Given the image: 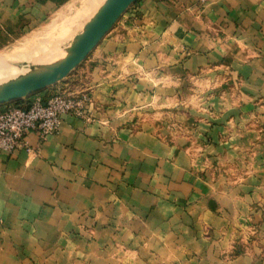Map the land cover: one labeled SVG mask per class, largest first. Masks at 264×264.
Returning <instances> with one entry per match:
<instances>
[{
	"label": "crops",
	"instance_id": "crops-1",
	"mask_svg": "<svg viewBox=\"0 0 264 264\" xmlns=\"http://www.w3.org/2000/svg\"><path fill=\"white\" fill-rule=\"evenodd\" d=\"M103 1L0 0V60L44 63ZM45 91L87 120L0 154V264H264V0H139Z\"/></svg>",
	"mask_w": 264,
	"mask_h": 264
},
{
	"label": "water",
	"instance_id": "water-1",
	"mask_svg": "<svg viewBox=\"0 0 264 264\" xmlns=\"http://www.w3.org/2000/svg\"><path fill=\"white\" fill-rule=\"evenodd\" d=\"M139 0H104L59 54L47 63L16 65L0 80V107L32 97L68 78L101 43L122 15Z\"/></svg>",
	"mask_w": 264,
	"mask_h": 264
},
{
	"label": "built area",
	"instance_id": "built-area-1",
	"mask_svg": "<svg viewBox=\"0 0 264 264\" xmlns=\"http://www.w3.org/2000/svg\"><path fill=\"white\" fill-rule=\"evenodd\" d=\"M211 0H198L199 10L205 9ZM89 100L86 96L56 92L46 101H33L27 109L4 106L0 111V154L9 155L27 147L26 135L37 133L44 141L59 131L61 118L72 115L86 118Z\"/></svg>",
	"mask_w": 264,
	"mask_h": 264
},
{
	"label": "rangeland",
	"instance_id": "rangeland-1",
	"mask_svg": "<svg viewBox=\"0 0 264 264\" xmlns=\"http://www.w3.org/2000/svg\"><path fill=\"white\" fill-rule=\"evenodd\" d=\"M100 5H101V2L99 4H97L96 6L93 5L92 9H91V7H88L85 4L81 5L82 7L79 9V13H78V15L81 16L80 17V27L75 30V33H79L80 32L81 27H82L81 25H83L93 15V13H95V11L97 10V8ZM69 41H67L63 46H65ZM57 54H59V51H54V52L49 53L46 56V58L43 60L44 63L50 62L52 60V57L54 55H57ZM3 60H4L3 62H5V64H6V66H3L2 65L3 62H2V60H0V64H1V67H0V80L5 79L9 75L16 74V72H17V70L14 68V66H16V64H13V63L10 62L11 57H8L7 55H4Z\"/></svg>",
	"mask_w": 264,
	"mask_h": 264
},
{
	"label": "trees",
	"instance_id": "trees-1",
	"mask_svg": "<svg viewBox=\"0 0 264 264\" xmlns=\"http://www.w3.org/2000/svg\"><path fill=\"white\" fill-rule=\"evenodd\" d=\"M46 92H47V91L43 92L42 94H43V95H46ZM53 94H54V93H53ZM53 94H51V95H53ZM38 95H41V93L38 94ZM51 95L49 96V98L51 97ZM35 97H37V96L35 95V96L30 97V98H27V99H24V100L18 101V102L14 103V104H12V105H10V106H12V107H17V108H22V109H27V108L29 107V105L34 101ZM49 98H48V99H49ZM48 99H47V100H48ZM47 100H46V101H47ZM46 101H45L44 103H46ZM23 103H26V106H22ZM0 108H1V107H0ZM4 109H5V107L2 108V109H0V111H2V110H4Z\"/></svg>",
	"mask_w": 264,
	"mask_h": 264
}]
</instances>
